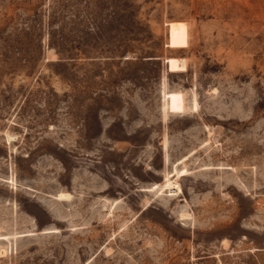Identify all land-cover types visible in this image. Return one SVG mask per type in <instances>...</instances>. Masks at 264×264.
Wrapping results in <instances>:
<instances>
[{
  "label": "rangeland",
  "instance_id": "obj_1",
  "mask_svg": "<svg viewBox=\"0 0 264 264\" xmlns=\"http://www.w3.org/2000/svg\"><path fill=\"white\" fill-rule=\"evenodd\" d=\"M0 264H264V0H0Z\"/></svg>",
  "mask_w": 264,
  "mask_h": 264
},
{
  "label": "bare ground",
  "instance_id": "obj_2",
  "mask_svg": "<svg viewBox=\"0 0 264 264\" xmlns=\"http://www.w3.org/2000/svg\"><path fill=\"white\" fill-rule=\"evenodd\" d=\"M171 188H172V189H170L169 191H173V192H175V193H176L177 191H179V186H178V185H176L175 187L171 186ZM57 196H58V199H60V200L65 199V198L68 197L66 193H59ZM181 214H182V213H181Z\"/></svg>",
  "mask_w": 264,
  "mask_h": 264
}]
</instances>
